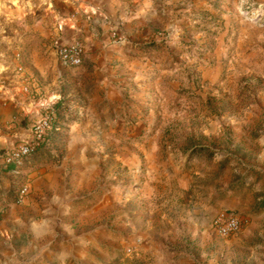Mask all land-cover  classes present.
I'll list each match as a JSON object with an SVG mask.
<instances>
[{
    "label": "rangeland",
    "instance_id": "obj_1",
    "mask_svg": "<svg viewBox=\"0 0 264 264\" xmlns=\"http://www.w3.org/2000/svg\"><path fill=\"white\" fill-rule=\"evenodd\" d=\"M64 2L0 0V76L24 91L17 68L39 73L24 91L33 99L43 81L65 94L101 77L85 42L80 66L60 61ZM177 22L171 41L174 30H158L162 41L138 47L156 63L121 71L117 100L91 86L86 103L54 104L49 146L27 175L56 179L26 196L28 237L11 243L3 220L7 264H264V0H217ZM45 206L58 222L32 211ZM222 211L239 232H216Z\"/></svg>",
    "mask_w": 264,
    "mask_h": 264
},
{
    "label": "crops",
    "instance_id": "obj_2",
    "mask_svg": "<svg viewBox=\"0 0 264 264\" xmlns=\"http://www.w3.org/2000/svg\"><path fill=\"white\" fill-rule=\"evenodd\" d=\"M64 1L61 3L63 6L61 14L64 16L68 13V17L64 20L65 26L62 35L55 41V44L85 42L87 57L95 63L91 69L98 72L101 77L93 81L83 79L76 83L77 89L68 90L65 94L60 93L59 90L48 89L43 81L41 84L44 86L41 88L43 95L33 99L19 88H11L12 86L7 84V75L0 76V209L3 210L0 227L4 226L2 223L7 219V235L11 237V243L16 239L29 236V232L19 227L25 222L18 214L25 208L31 195L21 198V189L28 186L29 193H33L36 185L40 182H45L48 185V182H53L56 179L50 174L27 175V172L32 170L31 167H28L32 156L26 158L21 164L4 165L1 159L5 152L22 142L33 139V126L41 116L42 103L58 105L61 98L77 96L80 99L83 97L82 102L86 103L85 101L89 97L87 88L91 86L99 88L100 93L101 91L107 93L105 88L109 86V95L116 98L112 101L117 100V97L123 93L121 86H125L121 84V81H124L120 76L123 74L121 71H126L133 66H152L156 63L154 57L150 58L141 53L139 46L162 41L163 39L156 36L158 30H167L168 32L174 30L175 27L180 26L177 22L179 18L182 19V22L193 20L202 11L217 4V0ZM57 6L59 7V5ZM175 20L177 23L174 24ZM61 26L62 24H60ZM174 33L175 30L172 33H167L164 40L171 41ZM155 66H160V64ZM38 76H40L39 73L36 78H30L37 80ZM58 80V78H52L51 84L47 86L56 84ZM81 87L83 88L80 89ZM51 134L52 131L48 136L51 137ZM48 136L42 144L43 149L49 146L50 137L48 138ZM51 186L54 187V184ZM32 211L40 212L44 216L40 220L41 223H52L54 215L58 222L59 209L45 206ZM31 220L32 224H36V221ZM10 223L15 224V229L11 230L8 227ZM27 261L23 258L18 264H27ZM0 264H7V249L0 251Z\"/></svg>",
    "mask_w": 264,
    "mask_h": 264
},
{
    "label": "built area",
    "instance_id": "obj_3",
    "mask_svg": "<svg viewBox=\"0 0 264 264\" xmlns=\"http://www.w3.org/2000/svg\"><path fill=\"white\" fill-rule=\"evenodd\" d=\"M58 55L63 65L68 67H77L82 64L85 55V46L80 41H75L66 45L59 46ZM18 74H21L24 91H29L30 87L36 85V82L24 75L22 66L17 68ZM42 113L39 120L33 126V139L22 142L2 156V163L4 165L21 164L26 158L33 155L45 142L48 134L53 129V123L56 118L54 104L41 105ZM29 194V187L25 186L20 191L21 198ZM3 218V210L0 209V220ZM213 226L216 232L222 236H231L240 231L241 225L239 217L229 211L219 212L213 221Z\"/></svg>",
    "mask_w": 264,
    "mask_h": 264
}]
</instances>
